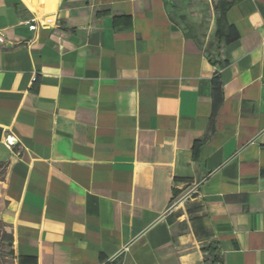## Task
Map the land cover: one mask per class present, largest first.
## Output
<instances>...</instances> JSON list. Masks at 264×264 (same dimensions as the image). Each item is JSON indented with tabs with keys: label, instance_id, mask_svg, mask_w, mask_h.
<instances>
[{
	"label": "crops",
	"instance_id": "0c3cea01",
	"mask_svg": "<svg viewBox=\"0 0 264 264\" xmlns=\"http://www.w3.org/2000/svg\"><path fill=\"white\" fill-rule=\"evenodd\" d=\"M0 35L16 264H264V0H0Z\"/></svg>",
	"mask_w": 264,
	"mask_h": 264
},
{
	"label": "trees",
	"instance_id": "16d2710c",
	"mask_svg": "<svg viewBox=\"0 0 264 264\" xmlns=\"http://www.w3.org/2000/svg\"><path fill=\"white\" fill-rule=\"evenodd\" d=\"M199 149H200V144L197 142H194V146L190 149L191 163H192V167L194 169L193 172L197 178H201V176L203 175L202 173H205L206 171H208V170L202 168V166L200 165V163L198 161L197 156L199 154ZM197 173H200V175H198ZM11 240H12V235L7 232L6 224L4 222H2V227L0 228V241L6 242V241H11Z\"/></svg>",
	"mask_w": 264,
	"mask_h": 264
},
{
	"label": "built area",
	"instance_id": "2783aa9c",
	"mask_svg": "<svg viewBox=\"0 0 264 264\" xmlns=\"http://www.w3.org/2000/svg\"><path fill=\"white\" fill-rule=\"evenodd\" d=\"M2 40H3V37H2V35H0V41H2ZM6 143H7L10 147H11V146H18V145H17V144H18L17 140H16L13 136H11V135L7 136V138H6ZM15 153H16V155H20V154H21V148H20V146H18V148L15 149ZM200 184H201V181H200V180L196 181V182L190 187V189L187 191L186 196H190V195L198 194V193H199V189H200ZM177 202H179V200H178L177 198H174V199L171 201L170 205H169V209H170L171 207H173Z\"/></svg>",
	"mask_w": 264,
	"mask_h": 264
},
{
	"label": "rangeland",
	"instance_id": "374dc122",
	"mask_svg": "<svg viewBox=\"0 0 264 264\" xmlns=\"http://www.w3.org/2000/svg\"><path fill=\"white\" fill-rule=\"evenodd\" d=\"M2 222L0 219V228L2 227ZM12 249L10 241H0V264H15Z\"/></svg>",
	"mask_w": 264,
	"mask_h": 264
}]
</instances>
